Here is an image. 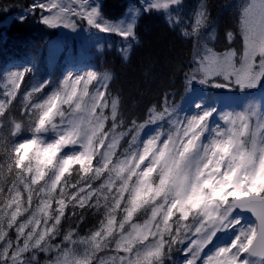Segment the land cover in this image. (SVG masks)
Here are the masks:
<instances>
[{"label":"snow or ice","instance_id":"snow-or-ice-1","mask_svg":"<svg viewBox=\"0 0 264 264\" xmlns=\"http://www.w3.org/2000/svg\"><path fill=\"white\" fill-rule=\"evenodd\" d=\"M74 3L48 0L34 5L33 11L39 7L51 12L42 17L51 27L74 29L73 17H78L101 33H115L128 40L135 38L134 24L141 11H163L169 13L170 24L178 23L179 17L173 18L170 10L181 0H141L142 7L130 8L119 23L106 20L96 0H80L78 7H73ZM207 23V9L201 5L191 33L184 32L198 37V59L186 74V86L198 83L249 94L264 88V0H246L241 9L244 50L238 67L235 51L217 53L200 43L199 33ZM227 35L231 40L233 34ZM29 72L28 67L10 72L7 90L0 97V148L6 155L0 168L13 175L10 198L0 200V264H41L39 254L53 251L55 257L45 264H164L173 246L185 240L184 264H197L218 233L231 236L203 257V264H264V101L253 98L239 110L220 111L201 96L192 102L191 114L170 120L174 133L156 131L139 141V133L147 125L176 113L175 106L165 101L163 110L149 109L144 124L132 122V140L118 155L120 139L129 133H115L119 99L108 94L109 74L88 71L84 76L66 77L58 89L36 102L34 93L50 83L43 82L25 94L21 107L22 117L27 119L17 120L9 113L20 81ZM219 78L224 82H216ZM90 85L95 89L92 92ZM109 106L112 128L106 130L109 116L104 110ZM214 114L223 126H210ZM24 132L31 137L16 141ZM205 134L207 143L203 142ZM70 146V154L65 153ZM73 172L78 178L75 184L70 179ZM101 179L103 182L93 187V182ZM81 182L84 187H78ZM68 188L73 189L70 194ZM34 194L40 198L32 209ZM93 199L95 204L90 205ZM101 200L107 212L99 229L78 239L69 231L60 244L52 243L60 235L61 219L69 204L73 208L100 207ZM30 209V215L19 221ZM237 210L250 212L255 221L242 224ZM140 213L145 214L143 223L134 222ZM176 213L180 215L173 221ZM189 217L191 224L185 223ZM13 228L15 240L9 237ZM77 245L83 246L82 254ZM110 245H114L115 254L97 260L96 253Z\"/></svg>","mask_w":264,"mask_h":264},{"label":"trees","instance_id":"trees-1","mask_svg":"<svg viewBox=\"0 0 264 264\" xmlns=\"http://www.w3.org/2000/svg\"><path fill=\"white\" fill-rule=\"evenodd\" d=\"M99 2L104 18L108 21L113 20L110 22L126 14L129 2L138 8L142 7L138 0H99ZM200 3L205 5L208 20L214 25L215 39L211 44L213 48L217 51L231 46L239 49L242 36L239 33L240 22L237 19L235 0H183L178 7L179 22L173 24L169 23L168 14L163 11H141L134 24L135 38L129 39L126 53L121 52L123 41L119 42L121 38L116 36L118 34H109L108 40L105 41H113V45L109 47L106 43L99 51L93 48L94 45L76 49L77 44L73 40L63 39L57 27L43 23V12L39 7H35L33 11L37 0H0V78L3 77L5 69L14 65L31 69V72L26 73L20 81V91L27 87L29 80L38 82L46 78L53 83L63 74L65 58L70 60L68 65L72 63V67H75L74 63L78 67L79 63L84 62L85 66L95 69L99 74H109L111 80L108 94L110 98L119 99L115 133L117 135L121 132L129 133L120 139L118 147L124 146L122 149L126 150L134 134L129 132L133 127V121L137 125L142 124L148 119L150 108L155 107L160 111L165 101L173 104L183 95L186 74L196 65V38H198L194 34L185 36L184 32L191 33V15ZM228 8H231V11ZM175 13L177 10H170L173 18ZM228 32L232 33L233 37L230 43L222 46L220 43L228 36ZM93 39L95 40V36L92 37ZM89 40L91 39L87 38L85 41ZM51 43H57L62 49H51L49 47ZM119 43H121L120 48ZM15 101L9 115L17 120L26 119L22 117L21 107ZM105 114L109 116L105 125L107 130L112 128V120L108 111ZM121 120L123 124L120 123ZM19 139L21 138L18 136L15 138L16 141ZM5 161L6 155L0 148V165H4ZM73 168L78 169L79 165H74ZM12 179L13 175L8 173L6 168H0V188L3 189L0 200L9 195L8 188ZM70 179L73 184L77 182L75 172ZM100 183L101 180L94 181L93 187H98ZM84 186V182L78 185V187ZM67 191L70 194L73 189L68 188ZM58 193L59 186L57 196ZM36 199L37 195L34 194L32 201ZM89 204L94 205L95 199ZM103 205V200L100 202V207L85 205L84 208L78 206L73 208L69 204L61 219L60 235L72 231L76 235L86 236L99 229L107 212ZM143 216L145 214L140 213L134 216L133 221L143 222ZM120 218L118 215L117 219ZM60 242L58 237L54 243ZM179 247L180 244L174 245L172 252L167 256L177 259ZM113 249L110 245L103 251L110 252ZM165 261L173 264V260Z\"/></svg>","mask_w":264,"mask_h":264},{"label":"rangeland","instance_id":"rangeland-1","mask_svg":"<svg viewBox=\"0 0 264 264\" xmlns=\"http://www.w3.org/2000/svg\"><path fill=\"white\" fill-rule=\"evenodd\" d=\"M182 1L183 0H181V3H182ZM47 2H48V0H37V4L47 3ZM57 2L63 3L64 0H57ZM138 2L141 4V0H138ZM79 3H80V0H75L73 7H78ZM96 3L100 4L99 0H96ZM245 3H246V0H235V8L237 9L236 13H237V19L239 20V22H240L241 9ZM179 5L173 6L171 10H174V11L177 10V13L174 14V17L178 16L180 19V16L178 14V12L180 11L178 8ZM201 5H203L205 7V5L203 3H200L196 7L195 11L192 12V15H191V31H192V26L195 24V21H196L197 10L201 7ZM133 7L138 8L136 5L129 2L126 14L128 13L129 9L133 8ZM228 10L231 11V8H228ZM53 11H55V10H53ZM42 12H43L42 17L45 15H51V12H49V11L45 10ZM126 14L122 18H119L116 21H114V23H119L120 21L124 20L126 17ZM167 14L169 15V13H167ZM229 16H230V14L228 15V17ZM73 19L76 21V27L74 29L73 28H65L63 26H56V27L59 29L60 33L62 34L63 39H65L67 41L73 40V42H75V44H77L76 49L81 48L83 46L94 45L93 48H95L97 51H99L100 49H102V47L106 43L108 44L109 47L113 45V41L106 42L108 40V37H109L108 33L99 32L97 29L90 27L85 20H80L78 17H73ZM110 21H113V20H110ZM79 22L81 24H79ZM239 33H240V29H239ZM110 34L116 35L115 33H110ZM240 35H241V33H240ZM93 36H95V40L94 39L92 40ZM116 36H119V35H116ZM87 38L91 39V40H89L88 42L85 41ZM120 38H121V40L119 42L123 41V44H122L123 49H127L129 46V39L125 40L122 37H120ZM214 39H215L214 25L212 23H210L208 20L207 25L203 29H201V31L199 33L200 43L206 44L209 48L213 49L217 53H224L228 50L235 51L236 60H237V67H238L239 66V60H240V58L243 54V50H244L243 37L241 39L242 44H241V47L239 49H236V47L231 46L228 49L221 50V51L215 50L213 48V46L211 45L212 42L214 41ZM226 43H230V39L228 38V36H226L225 40L222 41L220 44L222 46H224ZM120 46H121V43L118 44L119 48H120ZM49 47L51 49H62L57 43H51ZM196 47L198 49V38H196ZM55 56H57V54H55ZM88 56H90V54ZM197 59L198 58L196 57V61H197ZM67 61H68V59L65 58V64L66 65L64 66L63 74L59 75L55 79V82L49 83L45 88H43V90L40 93H34L33 99H35L36 102H41L42 99H46L47 96L50 95L53 90H56L60 87L62 82L65 81L66 77L74 78L75 75L84 76L86 74V72H88V71H96L95 69H93L91 67L85 66L84 62L79 63L78 67L76 66L77 64L74 63L75 67H72V63H70L68 65L70 60L68 62ZM195 67H196V65L193 68H195ZM24 68H25L24 66L11 65L10 67H8L7 69H5L3 71V77L0 78V97H2L4 92L7 90V87H8L7 76H8V74L10 72H16V71L22 72L24 70ZM100 75H104V73H102ZM45 81H48V79L46 80V78H44V79L38 80V82H36V81L33 82V81L29 80L27 82V87H25L22 91H20L18 89V95H17L15 102L21 107V102L24 100L25 94L27 92H31L33 90V88L39 87L40 84L45 82ZM216 82L223 83L224 81L222 78H219ZM93 84L95 85V82H93ZM96 86L98 87L99 85H96ZM77 87L79 90L80 86H77ZM186 87L188 88L187 91H186ZM186 87H185L183 95L179 98V100L177 102H175L173 104L170 102H167V104L169 106H175L176 113L173 114L170 118L165 117L164 120H158L154 124L147 125L143 130L140 131L139 141H143V140L147 139L150 135H152L156 131H161L165 134L168 132L174 133L175 132V126L172 123H170V120L175 121L177 119H183V117L186 113L191 114L194 111V109L192 108V102L201 96L207 97L209 102L214 103L220 111H231L233 109L239 110L245 103H247L248 100L253 99V98L258 100V101H264V88H259V89L255 90L254 92H252L251 94H249L247 92H241L239 89H222V88L205 87V86H202L198 83H196L194 85V87H192V86H186ZM94 90L95 89H94L93 85H90L89 91L92 92ZM37 98H39V99H37ZM162 106L164 108L165 102L162 104ZM64 107L67 108L66 105ZM21 110H22V112H24V109L22 107H21ZM161 110H163V109H161ZM104 111H105V113H106V111H108V113L111 114L110 106L108 108H106ZM57 120H59V118H57ZM144 123L145 122H143L142 124H144ZM216 124H220L221 126H223V121H221L219 119V116L217 114H214V116L210 119V126L215 127ZM18 137L21 139H19L17 141H22L24 138H30L31 133L24 132ZM165 138H166V135L161 137V139H165ZM46 139H51V136L46 135ZM203 142L204 143L208 142L207 134H205V136L203 137ZM75 147L77 148V150H79L78 146H75ZM122 147H124V146L116 148V152L118 155L124 152L125 149H122ZM63 151L65 153L70 154L71 146L69 148L64 149ZM114 159H115V157H114ZM94 165H95V163H94ZM101 181L103 182V179H101ZM42 184H43V181H41V185ZM37 187H39V186H37ZM125 195H127V194H125ZM25 196H26V194H25ZM7 198H10L9 195L7 196ZM39 198L40 197L37 196V199L35 201H32V209H34L37 206V204L39 203ZM53 207H55V206H53ZM32 209H30L29 212L24 213L22 217H18V220L23 221V219H25L28 215H30V212ZM179 215H180L179 213H176V215H174L172 217V220L173 221L177 220ZM236 215L243 217L242 224L250 223L248 221V218L246 215L241 214L237 211H236ZM143 217L145 218V216H143ZM139 223H143L142 220ZM185 223L191 224L192 223L191 217H189V219L187 221H185ZM89 235L79 236V235H76L74 233L73 239H78L79 237H87ZM230 236H231V233H228V234L218 233L217 237L214 238L213 243L209 244L204 249V251L201 253V259L197 261V264H203V257H206V256L212 254L215 247L218 245H223L226 241L229 240ZM9 237L12 240H15L16 232H15L14 228L9 230ZM58 237H59V240L62 241L63 235H57L54 238V240L52 241L53 244H55L54 242L56 241V239H58ZM189 238H191V233H189ZM150 239H151V237H150ZM187 243H188V241L185 240L184 244H180L179 254L177 256V259H172L171 257L166 256L167 259H165V260H173V264H184V261L186 259V254L184 253L183 248H185L187 246ZM68 247H72V245H68ZM112 247L114 248V245H112ZM77 249H78L79 253H81V254L83 253V246L77 245ZM114 254H115V252L113 250L110 252L101 251V252L96 253V257H97V260H99V258H102V257L106 258L107 256L114 255ZM55 255H56L55 251H53L52 253H49V254L40 253L38 258H39L41 264H45V262L47 260L53 259L55 257ZM165 260H164V264H170L169 262H167Z\"/></svg>","mask_w":264,"mask_h":264},{"label":"water","instance_id":"water-1","mask_svg":"<svg viewBox=\"0 0 264 264\" xmlns=\"http://www.w3.org/2000/svg\"><path fill=\"white\" fill-rule=\"evenodd\" d=\"M237 212H239L241 214H244L246 216H251V217H253L255 219V217L250 212H248V211L240 212L239 210H237Z\"/></svg>","mask_w":264,"mask_h":264},{"label":"flooded vegetation","instance_id":"flooded-vegetation-1","mask_svg":"<svg viewBox=\"0 0 264 264\" xmlns=\"http://www.w3.org/2000/svg\"><path fill=\"white\" fill-rule=\"evenodd\" d=\"M247 218L250 223H253L255 221V219L251 216H247Z\"/></svg>","mask_w":264,"mask_h":264}]
</instances>
